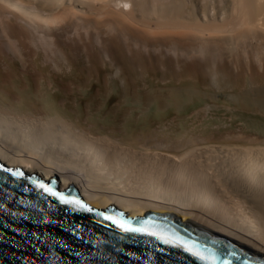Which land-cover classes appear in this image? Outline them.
<instances>
[{
	"label": "bare ground",
	"instance_id": "obj_1",
	"mask_svg": "<svg viewBox=\"0 0 264 264\" xmlns=\"http://www.w3.org/2000/svg\"><path fill=\"white\" fill-rule=\"evenodd\" d=\"M226 1L228 7L216 16L208 14L204 3L199 18L184 0H0V32L15 42L7 29L24 17L37 21L38 28L30 29L40 32L39 39L45 41L42 32L56 27L60 16L110 11L118 20L146 28L203 33L199 43L211 62L216 60L214 54L241 47L243 40L264 44V0ZM122 2L129 4L126 11L118 8ZM25 3L61 10L46 15ZM4 12L16 14L15 19ZM200 64H194L199 72ZM4 72L0 63V87L7 88L0 90V162L4 165L20 167L43 180L54 177L59 190L72 185L98 209L115 206L131 217L147 210L166 214L264 262V143H206L196 135L155 134L153 129L147 133L135 122L116 137L120 131L112 124L106 122V130L82 126L72 119L73 111L50 101L69 104V94L58 97L48 88L44 94L33 91L30 82Z\"/></svg>",
	"mask_w": 264,
	"mask_h": 264
},
{
	"label": "rangeland",
	"instance_id": "obj_2",
	"mask_svg": "<svg viewBox=\"0 0 264 264\" xmlns=\"http://www.w3.org/2000/svg\"><path fill=\"white\" fill-rule=\"evenodd\" d=\"M184 1L199 18L204 3L212 16L228 7L226 0ZM127 4L118 8L126 11ZM25 5L46 15L61 10ZM106 12L60 16L56 27L42 32L45 41L30 29L38 28L36 20L18 19L7 29L16 43L0 32L3 72L30 82L33 91L69 94V104L50 101L73 111L72 119L81 124L105 130L106 122L112 124L120 131L116 137L135 122L147 133L196 135L206 143H264V44L243 40L210 62L201 49V32L146 28ZM4 15L15 19L16 14ZM199 61L200 72L194 66ZM6 89L2 84L0 90Z\"/></svg>",
	"mask_w": 264,
	"mask_h": 264
},
{
	"label": "water",
	"instance_id": "obj_3",
	"mask_svg": "<svg viewBox=\"0 0 264 264\" xmlns=\"http://www.w3.org/2000/svg\"><path fill=\"white\" fill-rule=\"evenodd\" d=\"M0 264H264L237 246L157 212L87 204L0 162Z\"/></svg>",
	"mask_w": 264,
	"mask_h": 264
}]
</instances>
